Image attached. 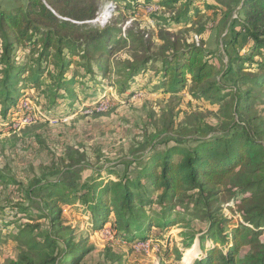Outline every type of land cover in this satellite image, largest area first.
Returning <instances> with one entry per match:
<instances>
[{"label": "trees", "instance_id": "obj_1", "mask_svg": "<svg viewBox=\"0 0 264 264\" xmlns=\"http://www.w3.org/2000/svg\"><path fill=\"white\" fill-rule=\"evenodd\" d=\"M114 1L125 4L128 13L100 24L90 21L97 18L101 0H26L0 8L3 117L21 111L22 91L28 90L27 84L40 85L45 74L48 93L58 94L77 79L92 80L101 72L122 94L153 70L157 89L174 94L187 89L193 99L219 103L223 130L209 126L214 133L194 145L173 137L177 144L157 151L134 175L115 182L98 183L100 176L93 177L81 189L51 182L43 198L47 225L20 226L14 239L27 249L7 264H76L87 247L73 236L71 225L64 224L62 205L78 202L97 229L110 222L116 238L147 239L146 231L154 225L168 228L186 218L198 219L208 223L202 244L212 240L225 249L214 245L195 264H264V116L253 112L264 98V0H242L224 50L228 62L222 73L202 40L207 25L196 29L200 41H190L183 30L170 26L194 25L190 13L200 14L201 20L211 15L220 20L222 5L208 0H141L144 6H159L158 12L168 8L174 14L156 31L133 17L140 0ZM201 1L202 6L197 4ZM201 7L207 8V16ZM120 43L128 49L126 57L115 54ZM238 44L240 48H233ZM23 51L28 53L22 63L18 56ZM222 76L232 87L223 84ZM165 123L164 131L173 133L174 121L168 118ZM146 181L159 192L155 200L146 196ZM153 203L158 212L151 217ZM226 206L242 218L237 226H229L230 218L220 212ZM110 210L115 218L108 217ZM246 246L250 253L240 257Z\"/></svg>", "mask_w": 264, "mask_h": 264}, {"label": "rangeland", "instance_id": "obj_2", "mask_svg": "<svg viewBox=\"0 0 264 264\" xmlns=\"http://www.w3.org/2000/svg\"><path fill=\"white\" fill-rule=\"evenodd\" d=\"M143 1H139L133 17L144 27L157 31L172 21L174 14L168 8L163 12H149L150 7L144 6ZM210 1L223 6V11L217 12L220 20L212 15L201 20L200 14L190 13L194 25L176 26L170 22V26L176 31L183 30L190 41H200L196 29L207 25L202 40L222 73L228 62L224 50L231 40V25L239 15L242 0ZM25 2L0 0V8L10 9ZM202 2L197 4L202 6ZM111 3L115 7L106 21L121 19L128 13L129 8L123 3L118 6L114 0H101L97 17ZM201 11V14L208 13L205 7ZM223 16L226 18L221 21ZM240 46L233 45V48ZM115 51L126 57L128 49L120 43ZM27 53L19 54L22 63ZM154 79L155 71H148L139 78V86L133 85L131 91L120 94L109 76L97 72L92 80L82 77L67 90L55 94L45 92L49 81L45 74L40 85L27 84L28 90L22 91L21 111H11L3 117L0 105V264L17 259L27 249L25 243L14 239L20 226L47 225L48 220L42 217L43 198L51 182L74 189H81L90 178L98 176V183L115 182L134 175L157 151L177 144L173 137L186 145H194L196 139L214 133L209 126L222 129L225 119L219 103L193 99L187 89L178 94L165 92L157 89ZM221 80L228 87L233 85L223 76ZM262 100H258L253 112L263 117ZM24 107L25 112L21 113ZM168 118L174 121L173 133L164 131ZM146 186V196L155 200L159 192L148 181ZM62 209L64 224H70L73 236L87 247L86 254L76 264H195L208 248L217 245L225 249L223 243L215 244L212 240L202 244L200 236L208 223L198 219L186 218L187 222H177L168 228L154 225L146 231L147 239L130 240L116 238L110 222L97 229L80 202L75 206L62 205ZM154 210L158 212V206L153 203L152 210L148 211L151 217L156 216ZM220 212L230 218L229 226L242 222L240 215L228 206ZM108 215L110 219L116 216L111 210ZM261 240H264V229ZM248 253L250 248L246 246L240 257Z\"/></svg>", "mask_w": 264, "mask_h": 264}, {"label": "water", "instance_id": "obj_3", "mask_svg": "<svg viewBox=\"0 0 264 264\" xmlns=\"http://www.w3.org/2000/svg\"><path fill=\"white\" fill-rule=\"evenodd\" d=\"M114 7H115V6H114L113 3H111V4L108 5V12H109V16H108V17L111 16V12L113 11ZM96 22L105 23L106 21L101 20V19H100V16L97 17L95 20L90 21V23H96Z\"/></svg>", "mask_w": 264, "mask_h": 264}, {"label": "bare ground", "instance_id": "obj_4", "mask_svg": "<svg viewBox=\"0 0 264 264\" xmlns=\"http://www.w3.org/2000/svg\"><path fill=\"white\" fill-rule=\"evenodd\" d=\"M109 16V12H108V6L106 8H104V10L101 13L100 19L103 21H106V19Z\"/></svg>", "mask_w": 264, "mask_h": 264}, {"label": "built area", "instance_id": "obj_5", "mask_svg": "<svg viewBox=\"0 0 264 264\" xmlns=\"http://www.w3.org/2000/svg\"><path fill=\"white\" fill-rule=\"evenodd\" d=\"M147 7H150L148 9L149 12H154V11L158 10V8H159V6H157V5H148Z\"/></svg>", "mask_w": 264, "mask_h": 264}, {"label": "crops", "instance_id": "obj_6", "mask_svg": "<svg viewBox=\"0 0 264 264\" xmlns=\"http://www.w3.org/2000/svg\"><path fill=\"white\" fill-rule=\"evenodd\" d=\"M208 1H210V0H208ZM211 2V1H210ZM215 2V1H214ZM216 3H218V2H216ZM221 5V4H220ZM223 7V6H222ZM204 11V10H203ZM218 11H222V9L221 10H218ZM202 12V11H201Z\"/></svg>", "mask_w": 264, "mask_h": 264}]
</instances>
